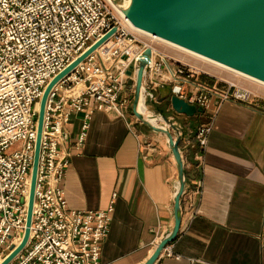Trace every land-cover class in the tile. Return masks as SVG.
Returning <instances> with one entry per match:
<instances>
[{"label":"built area","instance_id":"built-area-1","mask_svg":"<svg viewBox=\"0 0 264 264\" xmlns=\"http://www.w3.org/2000/svg\"><path fill=\"white\" fill-rule=\"evenodd\" d=\"M110 31L49 90L29 237L9 264H101V245L109 230L115 195L101 210L67 206L63 180L69 159L60 149L69 140L66 125L73 115L81 114L75 144L79 149L93 111L124 116L128 98L123 91L134 86L129 81H134L146 47L151 56L143 76L144 97L153 98V89L167 84L171 94L185 99L183 86L204 70L158 49L152 43L156 40L148 36L138 38L110 0H0V263L23 236L43 91L54 76ZM224 82L226 89L199 88L185 100L205 109L211 93L218 103L248 104L254 96L248 88ZM211 128L208 122L197 129L199 158ZM194 214L195 210L191 217ZM161 256L181 257L172 242L161 250Z\"/></svg>","mask_w":264,"mask_h":264},{"label":"crops","instance_id":"crops-1","mask_svg":"<svg viewBox=\"0 0 264 264\" xmlns=\"http://www.w3.org/2000/svg\"><path fill=\"white\" fill-rule=\"evenodd\" d=\"M200 68L204 72L183 86L185 99L199 88L226 89L224 81H233ZM252 92L248 104L218 103L211 93L208 107L193 116L171 108L167 84L146 97L149 112H162L175 126L170 131L179 134L186 176L181 223L172 241L181 257L161 256L153 264H264V95L258 88ZM81 118L72 116L65 127L69 140L60 146L69 159L63 180L67 206L101 210L115 195L100 263L144 264L174 223L178 175L167 137L130 110L124 116L96 110L76 149ZM208 122L212 128L199 158L196 132Z\"/></svg>","mask_w":264,"mask_h":264},{"label":"water","instance_id":"water-1","mask_svg":"<svg viewBox=\"0 0 264 264\" xmlns=\"http://www.w3.org/2000/svg\"><path fill=\"white\" fill-rule=\"evenodd\" d=\"M110 1L134 28L149 35H155L161 40L264 83V0ZM112 31L54 76L43 91L37 114V135L32 160L25 228L20 243L0 264H9L23 249L29 237L44 108L49 90L60 78L99 46ZM150 56L151 49L146 47L138 59L131 112L137 119L149 125L153 130L161 131L166 135L177 165L178 186L174 197L173 226L158 241L154 251L144 264H153L165 245L176 238L181 223V196L186 182L184 163L179 151L180 137L177 132L174 136L170 131V129L176 131L175 126L162 112L158 111L151 114L154 118L163 121L165 125L149 122L137 110L139 95L143 92V76ZM127 74L130 76L132 72L127 71ZM129 84L132 85V82L129 81ZM146 99L144 97V104ZM169 104L175 112L187 116H193L204 111L203 108L196 107L174 94L169 97ZM145 107L147 110L146 105Z\"/></svg>","mask_w":264,"mask_h":264},{"label":"rangeland","instance_id":"rangeland-1","mask_svg":"<svg viewBox=\"0 0 264 264\" xmlns=\"http://www.w3.org/2000/svg\"><path fill=\"white\" fill-rule=\"evenodd\" d=\"M134 29V28H133ZM135 30V29H134ZM132 30L131 31L138 37V38H146L147 36L146 35H143L141 34L142 32L138 31L136 32L137 30ZM153 45L157 46L158 49L166 52L168 55L174 57V58H178V59H181L182 61L186 62V63H196V65H198L199 67H204L205 69L207 70H212V71H215L217 74H221V75H224L226 74L229 78L231 77L232 80L234 82H236V84L240 85V86H243L245 88H248L250 89L251 91H253L254 89H260L261 90V95H264V86L262 85H259L257 83H254L244 77H241L239 75H236L232 72H228L227 70H224L218 66H215L213 64H210V63H207L205 61H202L201 59L199 58H196L192 55H189L187 53H184V52H181L175 48H172L170 47L169 45H166L164 43H161V42H158V41H153L152 42ZM134 77V76H133ZM131 82H134V81H131ZM133 93H134V88L131 86L127 87L124 91H123V94L125 96H127L128 98V103H127V108L126 110L129 112V110L131 111V105H132V100H133ZM145 105L147 106V110L149 112V108H148V100H146L145 102Z\"/></svg>","mask_w":264,"mask_h":264},{"label":"bare ground","instance_id":"bare-ground-1","mask_svg":"<svg viewBox=\"0 0 264 264\" xmlns=\"http://www.w3.org/2000/svg\"><path fill=\"white\" fill-rule=\"evenodd\" d=\"M126 21H127V24L129 25V27H130L131 29H133L134 27L129 23V21H128L127 19H126ZM134 29L137 30L136 32L140 31L139 29H136V28H134ZM134 29H133V30H134ZM135 30H134V31H135ZM140 32H142V31H140ZM138 33H139V32H138ZM141 34L146 35V36H148V37H150V38H152V39H154V40H156V41H158V42H161V43H164V44H166V45H169L170 47L175 48V49H177V50H179V51H181V52H184V53H187V54H189V55H192V56H194V57H196V58H199V59H201L202 61H205V62H207V63L213 64V65L218 66V67H220V68H222V69H224V70H227V71L232 72V73H234V74H236V75H239V76H241V77H244V78H246V79H248V80H250V81H252V82H254V83H257V84H259V85L264 86V83H262V82H260V81H257V80H255V79H252V78H250V77H248V76H245V75H243V74H241V73H238V72H236V71H234V70H231L230 68H227V67H225V66H223V65H220V64H218V63H216V62H214V61H211V60H209V59H207V58H205V57H203V56H200V55H198V54H195V53H193V52H191V51H188V50H186V49H184V48H181V47H179V46H176V45H174V44H172V43H169V42H167V41L161 40V39H159L158 37H156L155 35H149V34L144 33V32H142ZM135 72H136V71H135ZM133 76H134V78H135V73H134ZM137 110H138L140 113H142L143 116H144V118L147 119L149 122H151V123H153V124L156 123V122L154 123V121L151 120V119H154V120H155V118L153 117V115H152L150 112H148V111L146 110V107H145V104H144V94H143V92H141V94L139 95V99H138V103H137Z\"/></svg>","mask_w":264,"mask_h":264}]
</instances>
